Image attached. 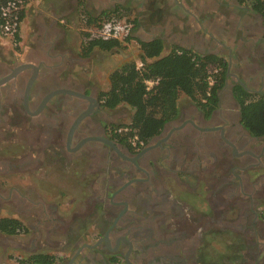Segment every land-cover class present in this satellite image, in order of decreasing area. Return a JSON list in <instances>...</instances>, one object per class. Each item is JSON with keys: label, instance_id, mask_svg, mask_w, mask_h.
Returning <instances> with one entry per match:
<instances>
[{"label": "flooded vegetation", "instance_id": "1", "mask_svg": "<svg viewBox=\"0 0 264 264\" xmlns=\"http://www.w3.org/2000/svg\"><path fill=\"white\" fill-rule=\"evenodd\" d=\"M214 8L215 107L180 105L136 148L98 80L0 42V214L10 204L23 226L0 246L16 264H264V135L241 122L242 99L264 103V21L240 0Z\"/></svg>", "mask_w": 264, "mask_h": 264}, {"label": "crops", "instance_id": "2", "mask_svg": "<svg viewBox=\"0 0 264 264\" xmlns=\"http://www.w3.org/2000/svg\"><path fill=\"white\" fill-rule=\"evenodd\" d=\"M216 0H30L25 7L21 24V55L30 43L38 45L35 59L31 62L37 67H44L56 78L64 79L72 74L79 79H96L98 87H103L102 72L98 64H88V56L81 55L82 22L86 16L98 18L104 13L121 16L132 24V43H162V56L174 49L192 51L198 55L210 54L209 31L215 11ZM45 41L49 44V56L44 57L40 47ZM139 45V44H138ZM130 45L123 54L129 61H139L140 49L135 55ZM96 53L102 60L107 55L98 49ZM89 53V54H90ZM71 55L75 57L71 62ZM72 57V58H74ZM136 58V59H135ZM121 65V66H122ZM120 66V67H121ZM74 77V76H73ZM108 79V77H107ZM106 86V85H105ZM107 89H102L107 92ZM124 105V104H123ZM126 106V105H125ZM128 107V106H127ZM130 109V108H129ZM131 110V109H130ZM128 117V112H127ZM126 117V119H127ZM126 119L123 122L129 121ZM0 218L18 219V214L10 204H4ZM32 219V218H31ZM0 233V239L18 241L17 237ZM14 252L0 246V264H16Z\"/></svg>", "mask_w": 264, "mask_h": 264}, {"label": "trees", "instance_id": "3", "mask_svg": "<svg viewBox=\"0 0 264 264\" xmlns=\"http://www.w3.org/2000/svg\"><path fill=\"white\" fill-rule=\"evenodd\" d=\"M249 3L264 21V0H240ZM104 13L98 18L86 16L83 19L81 36V55L86 57L93 49L101 52L124 50L131 37L124 42L116 39L103 40L92 37L90 31L101 28L110 18ZM118 16V15H113ZM139 62L129 61L109 75V89L102 94L104 107L115 109L124 104L132 110L128 128L142 141H148L159 134L163 127L178 115L179 99L186 97L203 110L211 111L216 105L217 90L221 84L208 86L206 77L214 63L210 55L201 56L183 49L171 50L162 56L163 46L158 40L139 42ZM222 72V71H221ZM220 72V73H221ZM222 75V73L220 74ZM218 78V76H217ZM157 81L147 90L145 81ZM241 100V122L243 127L254 136L264 135V103L261 100L246 102ZM131 135V133L129 132ZM23 230L22 224L14 218H0V233L14 236ZM46 255H37L32 262L43 264Z\"/></svg>", "mask_w": 264, "mask_h": 264}, {"label": "built area", "instance_id": "4", "mask_svg": "<svg viewBox=\"0 0 264 264\" xmlns=\"http://www.w3.org/2000/svg\"><path fill=\"white\" fill-rule=\"evenodd\" d=\"M29 1L30 0H0V35L8 40L15 50H19L21 47V24L25 7ZM90 33L92 37L101 38L103 40L116 39L120 42H124L125 38L131 37L132 24L125 21V18L123 19L121 16L111 15L107 21L102 23L101 28L93 29ZM136 64L138 68L141 67L140 62ZM205 81L209 88L214 86L215 80L212 71H210ZM156 83L157 81H145L146 89L149 90ZM128 126L127 129L131 133V135L129 134L128 142L136 148L141 145L142 140H140Z\"/></svg>", "mask_w": 264, "mask_h": 264}, {"label": "rangeland", "instance_id": "5", "mask_svg": "<svg viewBox=\"0 0 264 264\" xmlns=\"http://www.w3.org/2000/svg\"><path fill=\"white\" fill-rule=\"evenodd\" d=\"M111 15H114V14H111ZM80 33H81V31H80ZM0 42H1V44H7L11 49H13L15 52H17V50H15L11 46L9 41L6 40L5 38H3L2 36L0 37ZM130 45L136 47L131 52V53H133L132 55H135L137 53V50H139V45L137 43L129 42L126 44V48L128 49L130 47ZM127 49L113 50L111 52H108L107 55H105L106 57L104 59H102V60L98 59V70L100 72H102V75H103L102 76V83L104 84V86L101 87V89H103V88L107 89L108 88V86H109V80H108L109 75L113 71L118 70L120 68V66L122 65L123 61H127L128 58L126 57V55H123L127 51ZM135 62H137V60ZM211 71H212V69H211ZM107 77H108V79H107ZM188 102H190V100L183 96L179 99L178 105L180 106L182 104H187ZM121 109L126 110L128 112V117H127L128 120L127 119L126 120L129 121V119L132 116V110H130L129 107H127L125 105H123ZM124 123H127V122H124Z\"/></svg>", "mask_w": 264, "mask_h": 264}]
</instances>
